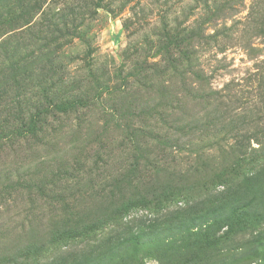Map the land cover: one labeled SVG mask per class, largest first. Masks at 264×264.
Listing matches in <instances>:
<instances>
[{
    "label": "rangeland",
    "instance_id": "obj_1",
    "mask_svg": "<svg viewBox=\"0 0 264 264\" xmlns=\"http://www.w3.org/2000/svg\"><path fill=\"white\" fill-rule=\"evenodd\" d=\"M1 133L0 264H264V192L178 236L264 140V0H0Z\"/></svg>",
    "mask_w": 264,
    "mask_h": 264
},
{
    "label": "trees",
    "instance_id": "obj_2",
    "mask_svg": "<svg viewBox=\"0 0 264 264\" xmlns=\"http://www.w3.org/2000/svg\"><path fill=\"white\" fill-rule=\"evenodd\" d=\"M190 74L194 76L195 73L190 72ZM221 93L222 92L219 91L211 95H205V97L201 99V102L211 103L216 100V96L221 99L223 98V96H220ZM27 126L28 130L26 131L24 130L26 127L22 126V129L13 130L9 134L13 135V133H16L15 136H23L24 132H28L31 128L33 129V124L31 122H29ZM2 134L3 133L0 134V142L4 141V138L7 137H2ZM242 141H244V139ZM263 141L262 143H259L257 148H250V146H248V144L244 142L234 143V149L239 154L237 160L233 163V165L221 169L219 173L213 178V182H215L214 187L215 185L223 186V192H221L220 195H216L214 197V202L210 204L203 202L200 203V209L196 212L195 216H189V218L185 222V227H180L178 231V236L184 233H187L188 236H193V229H199L201 227H204L205 225L212 224L214 220H224L231 218L234 219L235 217L238 218L240 216L248 214L247 209L251 208V205L248 207H241V198H249V200L253 202V199L257 200L258 198L263 196L264 192L263 190L260 191L257 186L258 184H261L260 180L264 179ZM251 187L255 189V191L252 190ZM243 188H248V191H243ZM134 206L135 205H133L132 200L129 198L125 203L121 205L119 213L121 215H124ZM251 224L254 225V220L251 221ZM77 237L84 238L85 235L79 233V231L76 229L69 228L65 232H63L62 236H58L57 238L52 239V241H58L59 243H56V245H58L65 240L75 239ZM52 241H49V244L53 243ZM45 246V244L38 245L37 243L30 242L24 245L22 247V250L15 251L12 257H10L9 260L5 261L7 262L5 264H25L26 262H32V264H39V256H41L47 249ZM210 250L211 251L206 252V250L204 249L203 252L205 254L211 252L213 257L216 258L227 256V254L220 255L223 253L216 252L215 247H211Z\"/></svg>",
    "mask_w": 264,
    "mask_h": 264
}]
</instances>
